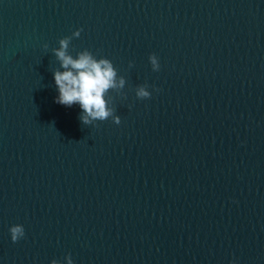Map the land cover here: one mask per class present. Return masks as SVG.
<instances>
[{"label": "water", "instance_id": "95a60500", "mask_svg": "<svg viewBox=\"0 0 264 264\" xmlns=\"http://www.w3.org/2000/svg\"><path fill=\"white\" fill-rule=\"evenodd\" d=\"M80 29L119 125L55 103ZM69 255L264 264V0H0V264Z\"/></svg>", "mask_w": 264, "mask_h": 264}, {"label": "clouds", "instance_id": "9594fccd", "mask_svg": "<svg viewBox=\"0 0 264 264\" xmlns=\"http://www.w3.org/2000/svg\"><path fill=\"white\" fill-rule=\"evenodd\" d=\"M81 31L83 29L74 32L72 37L60 39L59 49H54L55 56L64 69L54 73L55 85L59 92L55 103L65 107L78 104L83 113L80 120L85 125L92 124L93 121L103 122L109 118L119 125L120 118L114 115V109L107 107L105 94L110 89H123L126 81L123 77H118L116 69L108 59H96L88 50L79 52L76 59L67 54L69 43L74 37L78 38ZM44 47L47 49L48 45L45 44ZM149 62L153 71L160 70L159 60L155 54L149 56ZM131 66L130 64L129 67ZM148 87V85H142L136 89L137 99L151 98ZM9 232L13 243L18 242L25 235L21 225L12 226ZM65 260L67 264H73L70 255L65 257ZM51 264H58V261L53 260Z\"/></svg>", "mask_w": 264, "mask_h": 264}]
</instances>
